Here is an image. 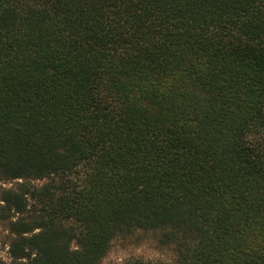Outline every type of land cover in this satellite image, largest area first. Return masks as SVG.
Instances as JSON below:
<instances>
[{
    "label": "trees",
    "instance_id": "trees-1",
    "mask_svg": "<svg viewBox=\"0 0 264 264\" xmlns=\"http://www.w3.org/2000/svg\"><path fill=\"white\" fill-rule=\"evenodd\" d=\"M0 264H264V0H0Z\"/></svg>",
    "mask_w": 264,
    "mask_h": 264
},
{
    "label": "rangeland",
    "instance_id": "rangeland-1",
    "mask_svg": "<svg viewBox=\"0 0 264 264\" xmlns=\"http://www.w3.org/2000/svg\"><path fill=\"white\" fill-rule=\"evenodd\" d=\"M0 257L9 259L7 247L0 240ZM131 257H143L146 259H168L170 253L166 250H161L153 243H145L140 246L121 245L114 246L108 255L102 260L101 264H124Z\"/></svg>",
    "mask_w": 264,
    "mask_h": 264
}]
</instances>
